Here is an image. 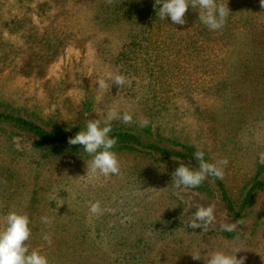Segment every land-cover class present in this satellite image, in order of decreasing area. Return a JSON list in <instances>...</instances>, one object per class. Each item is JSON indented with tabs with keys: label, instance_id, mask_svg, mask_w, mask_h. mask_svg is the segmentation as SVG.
I'll use <instances>...</instances> for the list:
<instances>
[{
	"label": "rangeland",
	"instance_id": "rangeland-1",
	"mask_svg": "<svg viewBox=\"0 0 264 264\" xmlns=\"http://www.w3.org/2000/svg\"><path fill=\"white\" fill-rule=\"evenodd\" d=\"M150 1L130 0L127 9L134 13ZM106 5V0H0V105L44 120L53 116L77 133L89 119L103 121L110 109L127 112L131 124L119 119L112 124L171 149L202 150L209 162L227 158L223 180L239 207L252 182L264 180V45L253 34L264 28L260 0L251 2L247 16L235 14V26L229 20L224 25L232 35L213 84L166 103L161 96H173L178 86L169 74L158 85L156 74L146 76L135 93L137 85L107 80L108 72L118 73L114 58L120 37L137 26L134 15L126 13L116 26H103L93 16ZM103 34L111 40L101 42ZM188 68L195 77L197 68ZM100 78L109 88L98 87ZM112 150L120 173L87 176V153H53L0 124L2 226L11 211L27 215L31 237L26 244L49 264H205L208 254H233L236 248L242 249L236 255L246 257L245 264H264V191L233 218L213 191L175 188L176 163L146 151ZM97 201L102 214L90 212ZM209 205L215 206L213 223L204 230L189 228L196 211ZM45 216L51 224L41 222ZM241 218L243 225L233 232L221 230ZM45 234H51V245Z\"/></svg>",
	"mask_w": 264,
	"mask_h": 264
},
{
	"label": "trees",
	"instance_id": "trees-1",
	"mask_svg": "<svg viewBox=\"0 0 264 264\" xmlns=\"http://www.w3.org/2000/svg\"><path fill=\"white\" fill-rule=\"evenodd\" d=\"M252 1L254 0H240V3L236 5L237 0H230V5H225L229 8L227 17L229 23L235 26L236 13H246L247 16ZM128 2L130 0H113V3H107L106 7L95 12L93 18L109 28L116 26L117 20H121L119 16L124 13L126 17L134 15L132 23L137 26V31H128L126 36L120 37L119 51L114 58L118 73L130 80L134 78L132 85H137V87L132 86L134 93L141 91L140 88L145 86L146 76H153V74L157 75V85L159 82L164 83L162 75L168 76L169 74L171 78L178 79L176 82L178 86L172 91L173 96L169 97L168 93L161 96L164 103L171 99H179L184 91L198 90L213 84V73L220 71L219 61L232 35L227 32L230 30L229 27L216 31L209 30L199 20V11L193 10L191 6L185 15L186 23L177 25L172 24L170 18L163 20L159 18V7L162 5H156L155 0H151L139 10L134 8L136 10L134 13L127 9L126 3ZM122 7L124 8L123 13L120 12ZM104 34L100 41L109 42L112 36ZM253 34L255 39L264 45V28L255 29ZM211 63L213 66L210 67ZM188 66L192 71L193 68H197L195 77L190 75L192 72L189 71ZM154 92H156V87ZM144 100L147 101L148 97ZM52 117L44 120L39 115H34L24 109L15 110L8 105H0V124L8 127L13 133L20 132L30 138L36 147L53 150V153L56 151L64 154L68 152L85 153L82 145L68 144V139L74 137L77 132L64 123H58L59 121ZM110 136L118 139L113 149L146 151L159 156L163 161H172L178 167L181 164L190 166L194 170L199 167V162L194 157V147L185 145L182 149H171L160 143L145 141L126 125L112 124ZM205 160L208 161L206 158ZM185 189L191 191L197 189L206 194H212L213 191L226 213L237 218L246 205L252 204L254 196L264 191V180L252 182L239 207L233 202L223 179L209 176L199 187ZM0 227H3L1 223Z\"/></svg>",
	"mask_w": 264,
	"mask_h": 264
},
{
	"label": "clouds",
	"instance_id": "clouds-1",
	"mask_svg": "<svg viewBox=\"0 0 264 264\" xmlns=\"http://www.w3.org/2000/svg\"><path fill=\"white\" fill-rule=\"evenodd\" d=\"M111 4L113 0H106ZM159 7V18L161 20L171 19L172 24L184 25L185 15L189 7L199 11V20L211 31L220 30L227 22L229 14L228 6L217 3V0H155ZM260 7L264 9V0H260ZM107 80L112 81L117 86H131L132 81L126 76L108 72ZM102 90L109 88L105 78L96 81ZM122 120L124 124L132 123V115L125 112L118 114L115 109H110L106 118L89 119L86 127L78 132L74 137L68 139L69 145H82L83 151L87 153L91 160L87 161V176L96 174L105 177L118 175L120 173V163L117 154L112 150L118 143V139L110 136L112 132V121ZM148 121L144 120L142 126H147ZM195 159L199 162L198 169L181 164L173 173V185L175 188H196L199 187L209 176L223 179L224 168L228 164L227 158L208 162L205 160V153L197 150L194 153ZM264 162V155L261 157ZM62 206V205H61ZM92 214H102L100 202L97 201L90 206ZM215 206L200 207L195 213V219L189 223L188 227L196 229H207L215 219ZM41 222L51 224V219L47 216L41 217ZM243 218L231 224H222L221 230L233 232L237 225H243ZM30 219L27 215L15 211L9 212L5 217L3 227H0V264H49L48 258L38 250H31L26 244L31 237ZM45 242L52 244L51 234L43 236ZM242 249L236 248L233 254H226L223 251H214L208 254L205 264H245L246 257L237 258V253ZM193 260H200V254H191ZM264 259V258H262Z\"/></svg>",
	"mask_w": 264,
	"mask_h": 264
}]
</instances>
